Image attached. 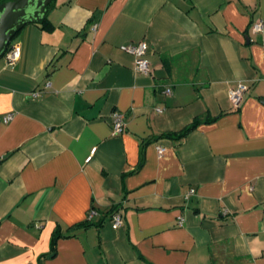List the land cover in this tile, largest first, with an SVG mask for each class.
<instances>
[{"label":"crops","instance_id":"0c3cea01","mask_svg":"<svg viewBox=\"0 0 264 264\" xmlns=\"http://www.w3.org/2000/svg\"><path fill=\"white\" fill-rule=\"evenodd\" d=\"M44 19L0 58V264H264V0H50ZM138 42L148 75L118 49Z\"/></svg>","mask_w":264,"mask_h":264},{"label":"built area","instance_id":"2783aa9c","mask_svg":"<svg viewBox=\"0 0 264 264\" xmlns=\"http://www.w3.org/2000/svg\"><path fill=\"white\" fill-rule=\"evenodd\" d=\"M250 31L254 34H261L264 32V23L260 20L253 22L250 26ZM263 55H264V44H263ZM121 52L126 53L133 58L132 69L141 75H148L150 73L149 64L147 59L145 58L146 44L144 42H138L136 44H127L119 46L118 48ZM19 56V48L17 46H11L9 50L4 54V59L7 65L11 66L17 60ZM163 94L166 96L170 95V89L165 87L163 89ZM248 92V87L242 83H238L234 88L230 89L228 92L229 100L231 106L234 109H238L244 95ZM38 97V94H31V98ZM157 113L160 112L159 109L155 110ZM10 119V116L4 118V121ZM109 126L114 135H119L123 129V116L117 112H112L109 115ZM156 151L158 154L162 152L160 147H156ZM92 153V151H91ZM193 194V189H189L188 193L183 197L186 199L188 195ZM94 212L90 210L86 215V220H90ZM110 222L113 227H118L121 224V218L118 213H114L110 216ZM176 224L178 227L181 225V219L177 218Z\"/></svg>","mask_w":264,"mask_h":264},{"label":"water","instance_id":"95a60500","mask_svg":"<svg viewBox=\"0 0 264 264\" xmlns=\"http://www.w3.org/2000/svg\"><path fill=\"white\" fill-rule=\"evenodd\" d=\"M50 0H11L0 3V58L11 39L25 24H36ZM264 104V100L261 101Z\"/></svg>","mask_w":264,"mask_h":264},{"label":"trees","instance_id":"16d2710c","mask_svg":"<svg viewBox=\"0 0 264 264\" xmlns=\"http://www.w3.org/2000/svg\"><path fill=\"white\" fill-rule=\"evenodd\" d=\"M8 1H11V0H0V3L8 2ZM48 6L46 7V10L48 9ZM45 20L46 19H44V17H43L37 24L43 25V27H45L44 26ZM10 47H11V45L9 43L8 47L6 48V50H5V52L3 53L2 56H4V54L9 50ZM198 124H199V120L194 118V119H192V121L190 123L185 125L179 131L166 133V134H161V135L158 136V138H165V139L171 140L173 142H179L183 138H185L187 136V134H189L191 131H193L197 127ZM114 213H117V211H115V208L112 207L110 210H108L105 213V215H110L111 216ZM91 226H92L91 221L90 220H85V221H83V222H81L79 224H76V225L72 226L71 228L67 229V231L68 232L72 231V233H73L77 229H80V228L81 229H86V228H89ZM61 237H63V236L60 234L59 230L54 229L51 232L50 244H49L51 253H53V251H54V245H55L56 240L61 238Z\"/></svg>","mask_w":264,"mask_h":264}]
</instances>
